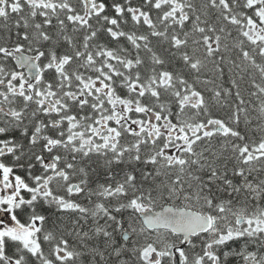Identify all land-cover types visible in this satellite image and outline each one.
<instances>
[{"label": "snow or ice", "instance_id": "1", "mask_svg": "<svg viewBox=\"0 0 264 264\" xmlns=\"http://www.w3.org/2000/svg\"><path fill=\"white\" fill-rule=\"evenodd\" d=\"M0 264H264V0H0Z\"/></svg>", "mask_w": 264, "mask_h": 264}]
</instances>
